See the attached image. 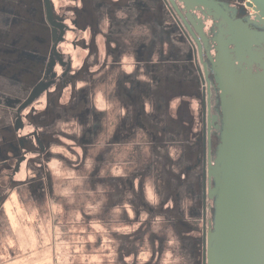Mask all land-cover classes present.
Masks as SVG:
<instances>
[{
  "label": "flooded vegetation",
  "instance_id": "obj_1",
  "mask_svg": "<svg viewBox=\"0 0 264 264\" xmlns=\"http://www.w3.org/2000/svg\"><path fill=\"white\" fill-rule=\"evenodd\" d=\"M247 1L0 0V205L9 191L59 215L89 206L91 225L136 224L112 229L121 262L207 264L217 53L227 44L236 72L264 54Z\"/></svg>",
  "mask_w": 264,
  "mask_h": 264
},
{
  "label": "water",
  "instance_id": "obj_2",
  "mask_svg": "<svg viewBox=\"0 0 264 264\" xmlns=\"http://www.w3.org/2000/svg\"><path fill=\"white\" fill-rule=\"evenodd\" d=\"M247 2L256 18L264 20V0ZM217 61L222 129L207 264H264V54L255 72H236L227 44Z\"/></svg>",
  "mask_w": 264,
  "mask_h": 264
},
{
  "label": "rangeland",
  "instance_id": "obj_3",
  "mask_svg": "<svg viewBox=\"0 0 264 264\" xmlns=\"http://www.w3.org/2000/svg\"><path fill=\"white\" fill-rule=\"evenodd\" d=\"M18 178H21V176ZM0 185L7 187V183L1 181ZM3 194L5 197L0 205V249L9 248V246L13 245L19 248L26 246L34 248L29 250L30 254L28 256H22L20 259L10 263L9 261L5 262V260L4 264H51L52 252L49 247H54L50 240L52 235L56 236L57 255L61 263H65L63 259L67 258L73 252L77 253V264H100L101 260L102 264H146L152 258L149 251H141L140 253L131 255L128 254L130 253L128 250L124 254L122 262L118 259L116 250L118 243L111 239L112 229L119 230L123 233L124 231L132 233L136 224L126 225L128 229H123L122 226L114 224L109 231L111 224L102 223L103 218L101 219L99 214L95 212L93 233L91 236L88 235L85 238L79 236L75 231V226L82 224L84 222L83 220H85L84 215L78 212V209L82 207H68V213L63 210L59 215L60 208L58 206H55V208L50 206H27V201L23 196L21 197L20 193V196L16 192L9 195V191H4ZM79 202L82 204L83 201ZM85 204L89 205L88 202H85ZM89 208V206H85L82 210L85 212L91 211V208ZM54 219H56V222H54ZM26 222L34 224V229L29 231L24 230L25 228L23 229L22 226ZM18 225L19 228H17ZM46 235H48L47 240H45ZM29 237L33 238V242L30 244L29 242L27 243ZM133 246L130 245L128 248L133 249ZM37 247H45L42 250H46L47 255L37 254L39 250ZM65 249L68 252L64 251ZM85 249L86 252L83 253ZM1 256H4L3 253ZM166 256V259L171 258L170 253H167Z\"/></svg>",
  "mask_w": 264,
  "mask_h": 264
},
{
  "label": "trees",
  "instance_id": "obj_4",
  "mask_svg": "<svg viewBox=\"0 0 264 264\" xmlns=\"http://www.w3.org/2000/svg\"><path fill=\"white\" fill-rule=\"evenodd\" d=\"M24 224L25 225L22 226L23 229L25 228L24 230H28L29 231V230H33L34 229V224L28 223V222H26ZM92 226L93 225H91L89 223L82 222V224H77L75 226V231L78 233L79 236H83V237L87 238L88 235L91 236L92 233H93V227ZM12 228H13V225H12ZM17 228H19V225H18ZM33 235H35V234H33ZM29 236H30V234H29ZM55 237L56 236L52 235V238L50 239L51 242L54 245V247H49L51 252H52V254H51L52 255L51 264H77V259H76L77 258V253L76 252H73L67 258H64L63 261L65 263H61L60 258L57 255L58 249H57V244H56L57 240L55 239ZM45 238H46L45 240H47L48 235H46ZM28 242H29V244L32 243L33 242V238L29 237V241H27V243ZM55 244H56V247H55ZM97 247H99V246H97ZM43 248H45V247H43ZM43 248L39 247L38 248L39 250H38L37 254L40 253V254L47 255V251L46 250H42ZM30 249H34V248H31V247H28V246L19 248V247L13 245V246H9V248L0 249V251H2L0 256L2 255V253L4 255V256L0 257V262L4 263V261L6 260L5 262L9 261V263H10V262H12L14 260L20 259L22 256H28L30 254L29 253ZM64 251L68 252L67 249H65ZM84 252H86V249H85V251H83V253ZM100 256H101V254H100ZM101 258H102V256H101ZM21 264H29V263H21ZM31 264H40V263H31ZM100 264H102V260H101Z\"/></svg>",
  "mask_w": 264,
  "mask_h": 264
},
{
  "label": "crops",
  "instance_id": "obj_5",
  "mask_svg": "<svg viewBox=\"0 0 264 264\" xmlns=\"http://www.w3.org/2000/svg\"><path fill=\"white\" fill-rule=\"evenodd\" d=\"M1 252H2V251H0V254H1ZM0 264H4V263L0 262Z\"/></svg>",
  "mask_w": 264,
  "mask_h": 264
}]
</instances>
